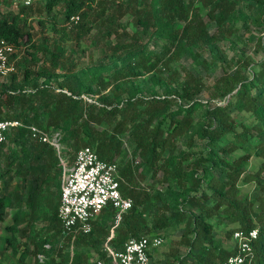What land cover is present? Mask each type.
Returning a JSON list of instances; mask_svg holds the SVG:
<instances>
[{"label": "trees", "instance_id": "obj_1", "mask_svg": "<svg viewBox=\"0 0 264 264\" xmlns=\"http://www.w3.org/2000/svg\"><path fill=\"white\" fill-rule=\"evenodd\" d=\"M240 2L46 0L40 3L39 8L45 14L62 3L63 21L77 15L79 19L74 27L79 31L89 30V27L84 29L83 11L95 5L104 35L114 39L113 51L127 50L130 43L126 41L136 39L149 28L164 40L160 56L150 60L142 56L144 64L134 61L133 72L115 70L108 78L115 82L109 94L102 93L107 82L101 81L98 73L60 78L41 66L45 60L35 70L30 69L39 62L36 50L27 56L12 55L15 60L18 57L15 70L0 82V119L19 121L23 127L34 125L52 130L59 134V142L69 148L73 157L81 147H89L99 159L116 165L119 192L131 200V207L112 230L111 248H120L128 238L159 236L162 239L165 232L176 230L186 253L183 257L173 255L169 261L164 259L162 264H218L236 255L232 245L224 246L214 234L231 224L223 233L229 241L235 230L256 229L253 264H264V137L260 138L264 134V54L255 70L249 71V77L238 69L216 78L208 90L211 106L196 101L204 86L201 79L190 73L178 77L170 72L169 78L174 74L178 81L176 86L163 96L149 98L140 95L138 83H130L123 89L116 83L119 77L136 78L137 69L149 72L160 63L169 71L170 62L182 54L196 61V50L214 42L204 18L213 22L216 32L222 34ZM255 2L261 13L253 23L264 28V0ZM35 8L33 4L0 18V44L11 45L16 52L25 42L30 44L31 36L24 24L26 17L39 9ZM125 15L134 29L130 35L118 30V21ZM258 44L264 50V38H259ZM29 48L34 47L30 44ZM40 51L48 54L45 47ZM128 53L129 56H123L125 62L133 59V54ZM141 53L140 50L138 55ZM57 58V54L50 53L52 68ZM81 95L90 98L91 103ZM94 96L96 99H91ZM197 110L202 111L201 123L193 124ZM238 116L250 120L237 124L234 117ZM23 127L10 129L0 144V225L8 211L14 210L9 223L3 226L8 236L0 235V264H28L26 259L31 254L33 264H37V255L43 258L41 264H93L90 252L106 264L101 245L109 236L113 210L103 209L91 222L88 234L73 240L62 236L56 218L61 179L57 169L61 166L53 150L31 140ZM181 139L184 149L177 150ZM194 139L202 142L198 150H193ZM124 146L137 160H127ZM236 151L241 154L231 157ZM250 158L260 163L254 172L244 174ZM14 178L17 182L9 187ZM148 180L150 187L146 188L143 183ZM158 184L165 185L166 190H156ZM245 184H253L258 190L254 199L237 197ZM38 219L45 221L40 228L44 232L42 236L32 230ZM20 224L24 227L19 230ZM26 230L34 241L33 249L28 251L24 246L19 251L15 235ZM58 238L63 243L55 246L53 253L49 244Z\"/></svg>", "mask_w": 264, "mask_h": 264}, {"label": "rangeland", "instance_id": "obj_2", "mask_svg": "<svg viewBox=\"0 0 264 264\" xmlns=\"http://www.w3.org/2000/svg\"><path fill=\"white\" fill-rule=\"evenodd\" d=\"M41 2H35L37 8L40 7ZM39 5V6H38ZM63 4L58 3L55 5L49 14H45L42 8L37 11H32L30 15L26 17L24 24V29L31 36L32 46L34 48H29L30 44L25 42L20 48L17 49L16 54L22 53V56H27V53H31L36 50L38 57V63L34 65L31 70H35L36 66H40L42 60L45 62L41 65L45 68H49L56 74V76L64 77H84L88 72L98 73L99 78L103 82H107L105 90L102 93H110L115 82L112 79H108L113 72L119 68L124 71L133 72L134 66L133 62L137 61L139 64H144L141 59L144 58L158 57L161 54L162 48L164 46V40L154 32L152 28H149L146 33L138 34L137 38L134 40L126 41L129 44V48L125 51H120L116 49L113 51V37L109 39L104 35V27L99 24V18H96L97 7L94 5L91 10H85L86 17L84 20V29L89 27L88 31L82 29L79 31L74 25L67 28L65 21H63L62 11ZM12 11L6 4L2 3L0 5V18L7 17L13 14ZM261 11L258 8L255 0H241L239 5L236 7L235 15L233 19L228 23L227 31L224 33H217L216 27L213 22L208 21L204 18L207 24V31L210 35L214 36V42L212 45L201 47L196 50L198 55L197 60H193L187 54H182L178 59H174L170 62L168 71L165 66L160 63L152 71L146 72L143 69H137L139 75L136 78L129 77H119L116 81L121 89L127 88L130 83L133 85L140 84L141 91L140 95L144 98H149L150 96H163L169 88L176 86L177 80L174 74H172V79L169 78L170 72H175L178 77H182L183 74L190 73L195 77L201 79L204 88L196 96V101L202 103L203 106H211L213 102L208 101V90L215 81L216 78L221 76L223 73H233L236 70H240L245 77H249V71L255 70L256 64L262 59L264 50L258 44L259 38H264V28L260 25L254 24V18H259ZM53 16V17H52ZM53 18V19H52ZM41 21L42 24H38ZM118 28L119 32L123 31L126 34H132L134 29L130 18L125 15L119 21ZM63 32V33H62ZM23 40H25L23 38ZM48 51V54L43 55L40 49L44 48ZM56 48L58 51H56ZM142 51L141 56L138 55L139 51ZM130 51L133 54V59L131 61L125 62L127 60L123 59V56H129ZM50 53L58 55L57 63L54 68L51 67L50 63ZM18 59V57H17ZM16 59V60H17ZM13 61V67L15 61ZM244 61V62H243ZM246 61V62H245ZM164 62V61H163ZM99 68V69H98ZM15 70V67H14ZM20 77H18L19 79ZM7 78L0 79V82L7 80ZM123 98L126 97L125 93H121ZM170 98H172L170 96ZM91 99H96V97H91ZM201 110H197L194 114L193 124L201 123L200 115ZM235 122L242 123L246 120H250L248 117L238 116L234 117ZM264 134L261 135V139ZM183 139L177 144V150L184 149L182 145ZM193 150H198L202 146L198 140H193ZM255 142L253 141L252 144ZM61 152L60 156L63 160L64 168L66 169L72 164L73 153L70 152L69 148L66 146ZM127 153L128 161H135L134 158L124 146ZM239 151L230 155L231 157H236L240 155ZM229 156V157H230ZM56 157V156H55ZM228 157V158H229ZM58 160V159H57ZM60 164V162L58 161ZM260 160L250 158L244 167L245 173H252L258 167ZM138 166V165H133ZM59 176L62 173V167L57 169ZM264 177V172L262 173ZM58 180V179H57ZM56 180V181H57ZM17 182L14 178L10 181L9 187ZM146 188L150 187V181L143 183ZM156 190L159 192L162 190L164 192L165 185H156ZM171 186V185H170ZM1 187V185H0ZM56 192V190H54ZM258 195V190L253 184H245L240 187V191L237 194L239 199H243L245 196L249 199H254ZM57 200V199H56ZM14 210L8 211V215L5 220L0 225V235H7L3 231V226L9 223V216ZM96 220V218H95ZM44 220H37L34 222L33 231L40 233L42 236L44 232L40 230L41 226L44 224ZM19 230L24 227L23 224L19 225ZM227 227L223 228L222 231L214 232L222 240L224 246H231V242L227 240L223 233L225 229L231 228L232 225L228 224ZM110 235V233H109ZM178 231H168L165 232L162 237V243L159 247L153 250L151 257L154 264H162L164 259L167 261L172 259V256L183 257L186 253V248L178 240ZM8 236V235H7ZM112 236V233H111ZM16 241L19 243V251L23 250L22 247L26 246L28 251L33 249V239L28 237L27 230L25 233H18L15 235ZM61 238L57 239V242H51L49 245L51 249H56L55 246L63 243ZM59 242V243H58ZM100 248V247H98ZM66 250H70V247ZM48 253V252H47ZM91 262L96 260V256L93 252H90ZM14 262V259H10ZM26 262L28 264L34 263V256L31 254L27 257ZM5 264V263H4Z\"/></svg>", "mask_w": 264, "mask_h": 264}, {"label": "built area", "instance_id": "obj_3", "mask_svg": "<svg viewBox=\"0 0 264 264\" xmlns=\"http://www.w3.org/2000/svg\"><path fill=\"white\" fill-rule=\"evenodd\" d=\"M46 0H0L14 12L19 8H28L35 2ZM77 15H70L65 21L69 28L78 22ZM16 50L8 44H0V79L14 72L12 55ZM91 103L90 98L80 96ZM23 127L16 120L0 119V144L5 141L10 129ZM31 140L50 147L62 167L59 184L56 218L60 224L61 235L73 240L78 235H86L91 230V222L107 207L113 210L110 235L102 243V252L106 264H154L150 252L162 243L159 236H140L128 238L120 248L113 249L109 245L112 230L120 223L122 216L130 209L131 200L124 198L119 192L117 168L114 163L105 162L89 148L81 147L73 157L72 164L64 168L61 152L63 145L59 142V134L52 130L45 131L34 125L23 127ZM256 229L250 231L235 230L230 242L236 255L230 256L218 264H253V242L256 240ZM42 256L37 255V264H41ZM93 264H105L95 260Z\"/></svg>", "mask_w": 264, "mask_h": 264}]
</instances>
